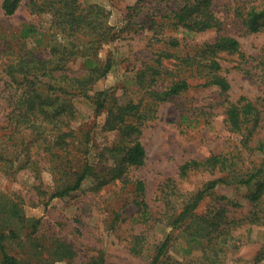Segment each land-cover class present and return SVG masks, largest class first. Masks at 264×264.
Returning <instances> with one entry per match:
<instances>
[{
	"label": "rangeland",
	"instance_id": "374dc122",
	"mask_svg": "<svg viewBox=\"0 0 264 264\" xmlns=\"http://www.w3.org/2000/svg\"><path fill=\"white\" fill-rule=\"evenodd\" d=\"M32 1L36 0H23L14 15L5 16L0 0V128L4 127L11 110L8 93L4 91L11 89V79L4 73V64L16 55L24 54L48 60L55 50L51 43L55 34L56 42L66 45L71 54L65 64L69 73L81 75L89 59L100 66L110 61L111 70L93 86L92 93L107 92L111 97L123 99L135 93L138 71L144 64L152 63L154 49L160 46L152 45L154 31L159 34L158 38L173 36L189 48L211 42L217 35L215 31L188 34L172 25L168 15L178 9L180 0H144L133 11L130 8L137 0H80L84 5H98L102 9L110 32L104 38L75 39L53 30L51 15L32 13ZM260 8H264V0H213V11L223 22L225 35L237 39L247 58L246 62H240L235 56L221 61L222 75L230 85L228 100L235 103L241 97L246 98L261 110L264 123V72L257 65L264 57V28L248 34L241 25V17L246 12ZM23 25H32L37 33L22 40L19 34ZM134 95L139 99L138 93ZM67 98L76 110L71 125L89 133V158L94 163L100 162L102 167L106 157L98 155L113 140L112 135L103 131L106 112L97 115L93 102L85 97L73 95ZM223 100L211 88L193 86L186 93L159 104L153 117L141 128L140 141L146 152L143 167L131 170L126 180L114 181L98 190L93 187L92 180H88L73 199L49 201L48 196H39L36 188L40 182L30 169L21 170L15 165L10 170L8 164L0 162V233L6 235L8 253L19 264H87L99 259L104 264H149V259L136 257L130 252L132 238L143 232L149 250L170 234L168 255L174 260L184 261L200 255L203 242H190L186 235L165 223L156 222L147 228L132 222L129 218L135 210L132 183L136 179L145 182L147 202L154 218H158L162 212L160 191L167 179H177L178 169L184 163L200 161L211 155L243 152L248 159L246 167L264 164V151L243 150L239 144L240 136L226 128ZM6 132L0 130V137ZM263 133L255 139L263 141ZM76 135L80 137L82 133ZM29 140L28 136L15 140L16 147L11 148L16 150L12 155L14 158L24 157L19 149ZM255 144L250 145L251 148ZM3 151L4 146H0V154ZM29 156L40 166H47L46 170L40 169L43 170L45 188L50 182L45 160L52 166L57 160L47 155L44 157L35 148L31 149ZM220 177L221 174L193 172L180 182V188L195 192L208 181ZM212 192L214 194L200 203L199 214H204L217 197L242 201L246 190L220 184ZM14 208L24 216V221L12 216ZM116 212L126 222H115ZM38 219L40 225L33 234L31 225ZM234 236L237 247L227 253L223 264H253L256 253L264 245V227L247 225L238 229ZM58 244L70 247L69 254L61 259L54 255Z\"/></svg>",
	"mask_w": 264,
	"mask_h": 264
},
{
	"label": "trees",
	"instance_id": "16d2710c",
	"mask_svg": "<svg viewBox=\"0 0 264 264\" xmlns=\"http://www.w3.org/2000/svg\"><path fill=\"white\" fill-rule=\"evenodd\" d=\"M22 1L1 0L3 14L14 15ZM143 1L137 0L130 11L137 9ZM31 12L51 15L53 30L75 39L104 38L110 32L102 9L98 5H84L80 0H36L31 2ZM168 19L172 25L188 34L215 31L217 35L211 42L189 48L173 36L158 38L159 34L154 31L152 45L160 46L154 49L152 63L144 64L137 73L135 93L139 94V99L135 98V93L125 99L111 97L107 92L92 93L93 86L111 70V62L100 66L89 59L81 75L69 73L65 64L71 54L66 45L56 42V34L51 41L55 50L48 60L24 54L7 61L4 73L11 79L12 87L4 91L8 93L11 110L4 127L0 128L7 131L0 137V146H4L0 162L8 164L10 170L15 165L21 170L30 169L40 182L36 188L37 194L48 196L49 201L75 198L88 180H92L97 190L114 181L126 180L131 170L143 167L146 161V152L140 141L144 122L153 117L159 104L186 93L193 86L211 88L224 98L226 128L240 136L239 144L243 150L263 152L264 133L263 141L255 139L264 132L261 110L244 97L235 103L228 100L230 85L222 75L224 69L221 61L235 56L240 62H246L247 58L237 39L225 35L223 22L213 11V0H180L178 9L171 11ZM241 25L248 34L261 31L264 28V8L250 9L241 17ZM36 33L32 25H23L19 35L26 40ZM257 65L264 72V57L258 60ZM73 95L91 100L97 115L106 112L103 131L112 135L113 140L98 155L106 157L102 167L100 162L94 163L89 158V133L71 125L76 110L67 96ZM77 132L82 135L78 137ZM22 136L30 137L25 146L21 149L18 147L24 157L14 158L12 155L16 154V150L11 148L16 147L15 140ZM255 142L256 146L251 148L250 145ZM33 148L44 157L47 155L57 160L54 166L45 160L50 178L45 188L42 172L47 166L32 161L29 153ZM247 161L243 152H237L184 163L178 169L177 179H167L160 191L162 212L158 218H154L147 202L145 182L134 180L135 210L129 215L132 222L147 228L156 222L165 223L186 235L190 242H203V247L197 257L177 261L168 255L172 239L170 234L149 250L150 246L146 247L147 236L142 232L132 238L129 244L131 254L149 259V264H223L227 253L237 247L234 233L238 229L247 225L264 227V164L246 167ZM200 171L221 174V177L208 181L195 192L180 188V182L191 173ZM220 184L244 188L246 192L242 201L217 197L204 214H199L200 203L214 194L212 191ZM16 210H12V216L24 221V216ZM115 215V222H126L118 212ZM39 225V219L33 221V234L37 233ZM5 239L6 235L1 232L2 264H19L8 253ZM68 249L70 247L58 244L54 255L61 259L69 254ZM60 251L66 252L60 254ZM87 264L104 262L99 259ZM253 264H264V245L256 253Z\"/></svg>",
	"mask_w": 264,
	"mask_h": 264
}]
</instances>
